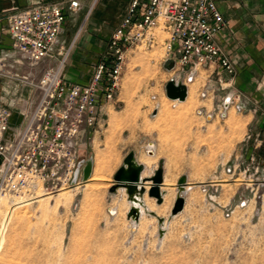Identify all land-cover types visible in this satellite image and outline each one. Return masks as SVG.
Masks as SVG:
<instances>
[{
  "label": "rangeland",
  "instance_id": "1",
  "mask_svg": "<svg viewBox=\"0 0 264 264\" xmlns=\"http://www.w3.org/2000/svg\"><path fill=\"white\" fill-rule=\"evenodd\" d=\"M152 33L155 46L127 53L119 93L86 135L87 149L78 153L79 161L95 162L93 176L59 192L39 185L30 205L19 195L0 196V264H264V142L246 139V108L242 114L231 105L221 110L227 95L234 103L243 95L234 84L222 90L199 69L187 102L172 103L164 85L176 81L178 71L161 64L167 35L160 28ZM7 59L14 71L0 74V105L12 111L15 129L38 93L23 84L26 66L15 63L20 59L12 50ZM147 142L156 145L150 166L163 158V178L173 184L161 205L154 199L147 204L163 219L161 227L147 213L134 226L129 206L108 193L125 155H145ZM183 175L189 183L185 204L170 217Z\"/></svg>",
  "mask_w": 264,
  "mask_h": 264
},
{
  "label": "built area",
  "instance_id": "2",
  "mask_svg": "<svg viewBox=\"0 0 264 264\" xmlns=\"http://www.w3.org/2000/svg\"><path fill=\"white\" fill-rule=\"evenodd\" d=\"M87 1L27 0L26 8L6 17L12 51L23 61L15 63L38 70L40 76L37 80L22 78L24 85L38 93L32 109L20 112L22 125L12 129L13 113L0 105V196L20 194L39 185L47 193L72 186L80 162V132L93 128L116 99L127 53L142 44L147 48L157 44L154 29L160 28L167 35L161 64L173 62L172 70L178 71L179 77L176 81L186 88L194 80L193 71L211 65L221 70L216 82L222 90L233 84L234 67L215 43L225 21L213 0H131L90 82L66 84L63 69L97 0H90L83 23L70 43L59 37L68 15L78 14ZM8 63L7 56H0V74L12 76ZM206 95L207 89H203L200 96ZM227 96L229 105L244 113L243 106ZM226 98L221 110H226ZM80 177L75 185L81 183Z\"/></svg>",
  "mask_w": 264,
  "mask_h": 264
},
{
  "label": "crops",
  "instance_id": "3",
  "mask_svg": "<svg viewBox=\"0 0 264 264\" xmlns=\"http://www.w3.org/2000/svg\"><path fill=\"white\" fill-rule=\"evenodd\" d=\"M130 1L97 0L84 22L83 29L79 33L63 69L62 77L66 84L85 85L90 82L100 57L105 51L111 33L126 13ZM213 1L225 21L224 28L215 35V43L234 67L233 84L236 85L238 91L243 95L240 104L249 111L247 117L250 118V129L247 132L250 134L246 135V139L258 136L261 142H264V0ZM89 2L90 0L86 2L85 8L78 12V14L68 15L63 32L59 37L60 41L68 44L74 39L75 36L72 37L73 31L78 24L80 26L83 23ZM26 7L27 0H0V56H7L12 50V41L6 17ZM199 69H203L206 72L208 79L210 77L216 78V74L221 71L216 65ZM199 69L197 68L196 71H193L194 80L187 85L186 101H172V103L185 104L187 102L191 86L199 75ZM223 76L228 80L226 75ZM208 81L210 82V80ZM108 107L105 108V111H107ZM151 113L152 117L157 116V111L154 110ZM92 129L80 132L78 137V153L84 152L87 149L85 137L87 138L86 135L88 134L91 135ZM148 143L147 148L144 149L145 155L139 157L137 151L132 150L135 153L136 162L143 164L145 167L140 174L141 179L149 177L156 169V167L152 168L151 164L145 165L141 158L145 156L150 159V162L156 158V145L154 144L152 147L148 146ZM149 150L153 152V156L148 155ZM261 152L264 155V145ZM159 160H163V158ZM122 161L112 173V178L121 166ZM94 165L95 162L93 161L92 176ZM164 182L165 178H163ZM144 189L145 193L142 196V201L147 208L148 201L152 200V198H149L147 195L149 187L144 185ZM161 190L163 191V188ZM113 196L129 206L123 190H118L117 194Z\"/></svg>",
  "mask_w": 264,
  "mask_h": 264
},
{
  "label": "water",
  "instance_id": "4",
  "mask_svg": "<svg viewBox=\"0 0 264 264\" xmlns=\"http://www.w3.org/2000/svg\"><path fill=\"white\" fill-rule=\"evenodd\" d=\"M164 68L168 71L174 68L173 62H167ZM164 92L167 99L171 101L184 102L187 98V88L179 81L170 79L164 85ZM229 106V99L224 102V108L227 109ZM155 114V113H154ZM210 118V116L208 117ZM149 146H154V143L149 142ZM149 156H153L152 151H148ZM93 161L91 158L87 160H82L78 163V167L73 175L71 185L74 186L80 177V182H87L91 177ZM145 169L143 164L136 162L135 153L130 151L127 153L122 161L121 166L115 172L112 178L111 187L108 189L110 195L117 194L118 190H123L127 202L129 203V209L127 212V219L131 220L134 224L139 221L142 212L147 213L149 216H153L157 219L159 226L163 224V219L157 217L153 211H148L146 206L142 201V196L145 193L144 185L148 183L149 190L147 195L149 198L155 200L157 205H161L163 202L164 191H161L163 184V160H159L156 169L153 171L152 175L149 177L140 178V174ZM187 178L186 176H181L177 180L176 189L177 196L174 205L171 209L170 217L175 216L183 210L185 199L184 195L187 192ZM163 232L159 229V234Z\"/></svg>",
  "mask_w": 264,
  "mask_h": 264
},
{
  "label": "bare ground",
  "instance_id": "5",
  "mask_svg": "<svg viewBox=\"0 0 264 264\" xmlns=\"http://www.w3.org/2000/svg\"><path fill=\"white\" fill-rule=\"evenodd\" d=\"M14 70L12 69V66L10 68V72L12 73ZM39 75V71L38 70H27L25 69L22 73V77L21 78H27V79H30V80H35L37 78V76ZM17 77V76H16ZM38 98V96L36 97V99ZM187 99V98H186ZM186 101V100H185ZM173 102H179V101H173ZM24 108H26V105H24ZM142 158V161L145 163V165L149 164L150 162V159L147 158V157H141ZM148 167V166H147ZM169 182V181H168ZM188 183V182H187ZM146 186H148V183H146ZM171 188V190H173V184L172 182L171 183H167V182H164L162 184V187L163 188V191H166V188ZM188 187H189V183H188ZM187 187V188H188ZM37 189H38V186H32L30 188H28L27 190H25L24 192L20 193V194H15V195H19L18 197V200L23 203V204H28L30 205V201H35L38 199V196H37ZM63 190V189H61ZM61 190H58L57 192L61 191ZM188 190V189H186ZM162 191V190H161ZM165 193V192H164ZM61 195V194H59ZM165 198H166V195L164 194L163 196V200L165 201ZM29 199V200H28ZM148 207V206H147ZM110 211V214L112 215L113 210H109ZM151 211V210H150ZM155 212V211H154ZM142 215H144V213L142 212ZM157 216V215H156ZM134 226L135 224L132 223Z\"/></svg>",
  "mask_w": 264,
  "mask_h": 264
}]
</instances>
